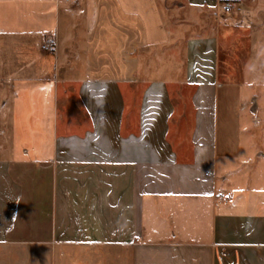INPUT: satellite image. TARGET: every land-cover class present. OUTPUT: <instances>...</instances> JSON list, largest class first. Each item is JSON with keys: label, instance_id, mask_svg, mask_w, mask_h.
Masks as SVG:
<instances>
[{"label": "crops", "instance_id": "crops-1", "mask_svg": "<svg viewBox=\"0 0 264 264\" xmlns=\"http://www.w3.org/2000/svg\"><path fill=\"white\" fill-rule=\"evenodd\" d=\"M223 1L237 82L143 76L156 0H0V264H264V0Z\"/></svg>", "mask_w": 264, "mask_h": 264}, {"label": "rangeland", "instance_id": "rangeland-1", "mask_svg": "<svg viewBox=\"0 0 264 264\" xmlns=\"http://www.w3.org/2000/svg\"><path fill=\"white\" fill-rule=\"evenodd\" d=\"M156 1L169 32V42L163 48L143 56L142 65L147 68V71L151 70L150 73L145 72L144 77H149V79L162 77L165 80L190 81L191 83L208 81L213 78L225 82H237L242 78V75L238 73V66L243 59L240 56L246 54L248 43L237 40L238 32L234 19L237 17L238 8L234 5L235 2H224L223 0ZM223 3L233 4V12L223 15L220 10ZM254 16L260 19V14L255 13ZM232 20L234 22H231ZM225 23L233 24L229 31L231 37L224 42L222 45L224 50L221 52V45L216 41H218L217 37L220 32H224L222 27H225ZM257 26L264 29V24H257ZM225 46H227L226 49ZM215 64H218V74L214 69ZM157 67L169 70L164 74L163 70L159 71ZM183 92L184 96H188L190 91Z\"/></svg>", "mask_w": 264, "mask_h": 264}, {"label": "built area", "instance_id": "built-area-1", "mask_svg": "<svg viewBox=\"0 0 264 264\" xmlns=\"http://www.w3.org/2000/svg\"><path fill=\"white\" fill-rule=\"evenodd\" d=\"M220 10L223 15H229L230 13L233 12V4L223 3L220 6ZM57 47H58L57 33L53 32L45 35L40 49L42 52L53 55L55 57L57 53Z\"/></svg>", "mask_w": 264, "mask_h": 264}]
</instances>
